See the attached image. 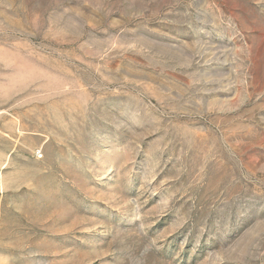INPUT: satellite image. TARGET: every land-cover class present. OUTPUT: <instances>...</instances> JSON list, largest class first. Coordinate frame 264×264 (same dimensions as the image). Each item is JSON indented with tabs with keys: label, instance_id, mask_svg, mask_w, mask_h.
Masks as SVG:
<instances>
[{
	"label": "rangeland",
	"instance_id": "1",
	"mask_svg": "<svg viewBox=\"0 0 264 264\" xmlns=\"http://www.w3.org/2000/svg\"><path fill=\"white\" fill-rule=\"evenodd\" d=\"M0 264H264V0H0Z\"/></svg>",
	"mask_w": 264,
	"mask_h": 264
}]
</instances>
